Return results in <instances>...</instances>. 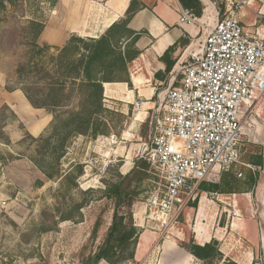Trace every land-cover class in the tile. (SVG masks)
Instances as JSON below:
<instances>
[{
    "label": "rangeland",
    "instance_id": "1",
    "mask_svg": "<svg viewBox=\"0 0 264 264\" xmlns=\"http://www.w3.org/2000/svg\"><path fill=\"white\" fill-rule=\"evenodd\" d=\"M218 5L221 9L222 5ZM46 16L47 3L42 0H4L3 6H0V134L3 133L10 141L6 145L4 138H0V264H79L84 249V255H87L103 241L111 221L113 206L104 197L103 189L117 174L123 176L127 173L121 171L129 167L124 164L126 158L130 159L132 168L133 160L143 155L147 144L140 137L141 126L132 125L135 110L143 105L141 100H136L142 103L137 108L134 106L136 101L128 108L120 103H107L104 107L109 112L102 114L100 119L106 124L108 133L99 135L95 140L89 135L72 137L66 153L58 162L52 159L56 138L52 139L50 146L44 142L51 134L50 128L41 135L43 140L36 137L34 141L26 135L24 127L20 128L22 124L2 107L3 98L20 89L25 90L35 103L42 104L47 98V86L58 87L63 81L59 50L49 47L38 55L30 46L34 33L29 22H44ZM18 65H25L26 72L21 77L16 74ZM78 100L77 92L68 82L67 90L62 94L64 107L54 108L53 111L64 114L76 110ZM256 122L264 125V94L243 124L239 144L241 162L259 151L257 144H253V138L245 136V129L251 130ZM51 165L59 170L60 175L47 180L42 172L49 173ZM242 166L237 165L230 172L239 183L246 178ZM79 167L81 174L77 173ZM154 172L152 170L150 177ZM67 173L77 187L73 188L63 180ZM238 173L241 177L237 176ZM39 182L41 187H38ZM157 185V181L150 178L140 186L138 200L132 207V215H136V223L133 217L134 224H139L144 201ZM238 191H246V187L241 185ZM211 194L197 192L167 237L178 242L191 238L195 240L193 230L200 225L195 213L199 204L212 205V212L207 213L206 221L207 234L212 240L215 239L213 236L220 238L224 230L219 229L227 222L230 227L232 218L235 223L241 218L240 213L238 217L233 215L235 210L226 205L228 201L224 195ZM79 205L81 208H77ZM98 219L101 224L97 238L91 241V231ZM151 226L146 222L142 229L135 226V243L123 254L127 258L133 253V258L118 264H161L160 244L166 236L161 238ZM146 236L149 237L146 239ZM234 237L236 241V233ZM145 240L146 243H153L152 246L148 250L149 247L139 248L136 254L138 244ZM255 254L257 256L250 264L255 261L264 264V257ZM99 264L108 263L102 261ZM221 264L235 263L226 259Z\"/></svg>",
    "mask_w": 264,
    "mask_h": 264
},
{
    "label": "built area",
    "instance_id": "2",
    "mask_svg": "<svg viewBox=\"0 0 264 264\" xmlns=\"http://www.w3.org/2000/svg\"><path fill=\"white\" fill-rule=\"evenodd\" d=\"M221 3L223 12L207 1L201 17L179 9V25L204 28L205 36L167 84H158L151 100L153 125L143 155L163 189L154 187L144 201L142 224L134 226L150 223L161 238H167L200 183H217L220 173L237 165L258 170L241 163L239 144L243 124L264 94V37L240 23L242 1Z\"/></svg>",
    "mask_w": 264,
    "mask_h": 264
},
{
    "label": "crops",
    "instance_id": "3",
    "mask_svg": "<svg viewBox=\"0 0 264 264\" xmlns=\"http://www.w3.org/2000/svg\"><path fill=\"white\" fill-rule=\"evenodd\" d=\"M130 1L57 0L53 6L47 4V18L44 22L41 21L44 29L38 38V44H46L50 48L59 50L72 35L96 39L114 22L125 18ZM137 1L139 9L132 16L127 27L134 32L141 33L135 43L139 56L128 64L127 80L103 84V102L104 106L114 102L128 108L136 100H141L143 105L140 109L135 110L132 120L133 123L134 118L142 111L141 121L134 123L141 126L148 112L151 111V100L155 88L162 82L156 78L155 74L163 73L165 70V64L160 60L164 52L177 44L170 58L177 63L183 62L189 50L200 47L206 30L198 26L179 25V9L182 6L178 0ZM240 1L243 2L239 10L240 23L264 37V0ZM208 18L209 23L215 21L211 17L210 11ZM179 41H184V44H179ZM3 99L15 115V121L21 123L26 132L34 139L40 137L50 128L53 120L52 115L44 109L33 108L20 90L10 92ZM245 134L247 138H253V144H257L258 153L263 159V166L257 167L259 176L250 190L239 194H224V199L228 201L226 205L237 211L238 214L240 213L241 218L236 219V223L232 218L230 227L227 222L220 228L219 230H224L220 238L213 236L214 240L218 242L219 251L223 256L221 262L228 259L235 264H250L255 253L264 257V125L256 122L251 130L245 129ZM251 155H255V153ZM127 163H130L127 170L121 169L125 173L131 169L129 158H126L124 162L126 165ZM209 195L212 194L209 193ZM210 204L202 206L199 204L195 210L200 225L195 227L193 232L194 239L199 245H204L212 240V237L207 234L206 223L207 213L212 212ZM135 216L133 213L136 223ZM208 223L210 225L209 220ZM140 224H142V218L137 226ZM234 233H236V241ZM148 237L146 236V239ZM152 244L146 243V240L140 242L136 254L139 248L149 247L148 250ZM159 257L161 264H202L180 248L178 241L173 240L170 236L161 242Z\"/></svg>",
    "mask_w": 264,
    "mask_h": 264
},
{
    "label": "trees",
    "instance_id": "4",
    "mask_svg": "<svg viewBox=\"0 0 264 264\" xmlns=\"http://www.w3.org/2000/svg\"><path fill=\"white\" fill-rule=\"evenodd\" d=\"M42 1L49 6H53L57 0ZM207 1L214 2L217 5L221 4L220 10L221 12L223 11V3H220L222 0H178L183 8L190 10L196 17H201ZM3 2L4 0H1L0 6H3ZM138 9V1L131 0L125 12V18L114 22L96 39H84L75 35L70 36L68 42L59 49L58 55L60 68L64 70L62 74L63 81L59 83L58 87L47 86V98L42 104L35 103L25 90L20 89L33 108L44 109L53 117L50 126L51 134L44 139V142L47 146H50L52 139L56 138V145L52 147V159L54 162H58L64 156L72 137L89 135L92 140H95L99 135L105 134L107 127L100 119V116L109 111L104 107L103 84L118 82L123 79L127 80V66L139 56L135 43L141 33L134 32L127 27L128 22ZM29 25L34 33L30 46L33 50H36L38 55H42L44 51L49 50L48 45L43 44V46H40L38 44V38L44 29V25L37 20L30 21ZM178 43L184 44V41H179ZM122 44L123 48H120ZM176 46L177 44L164 52L160 60L165 64V70L163 73L155 74L156 78L162 81L163 86L167 84L171 75L180 65V63L170 58ZM25 72V65H18L16 74L21 77ZM68 82L77 92L78 107L76 110L67 111L64 114H56L53 111L54 108L64 107L62 94L67 90ZM2 107L12 118H15V115L6 104L3 103ZM152 125L153 113L150 111L141 124L140 130V137L145 143L149 142ZM22 127L21 125L20 128L22 129ZM26 135L34 141L36 140L28 133ZM1 137L4 138L6 145L10 144L7 136L1 133ZM39 140H43L41 136ZM144 157L143 155L134 159L133 166L129 172L123 176L117 174L114 180L106 184L103 189V195L112 202L113 206L109 227L103 241L94 251H89L87 255H84L85 249L82 251L79 264H99L102 261L108 264H118L122 260L133 258V253H130L127 258L123 257V254L134 245L137 238V230L133 223L132 207L138 200L140 186L144 181L152 178L163 189V183L155 172L152 173L153 177H150L153 169ZM241 163L260 168L263 166V159L261 154L255 153V155H249L245 162ZM78 169L77 173L81 174L80 167ZM241 170L246 171V178L243 183H239L236 177L230 174L231 171L224 172L220 175L217 183H200L198 192L223 195L239 194L244 192L238 191L241 185L245 186L246 190H250L255 185L259 173L243 166ZM42 173L47 180H52L60 175L59 170L55 167L53 168V166L49 173L44 171ZM63 180L71 187H77L69 173L63 176ZM41 186L42 184L39 182L38 187ZM77 208H81V205ZM100 224L101 220L98 219L91 231V241L96 240ZM178 246L202 264H220L223 259L219 251L218 242L214 239L209 243L199 245L191 238L188 241L178 242Z\"/></svg>",
    "mask_w": 264,
    "mask_h": 264
},
{
    "label": "bare ground",
    "instance_id": "5",
    "mask_svg": "<svg viewBox=\"0 0 264 264\" xmlns=\"http://www.w3.org/2000/svg\"><path fill=\"white\" fill-rule=\"evenodd\" d=\"M208 8H209V7H208ZM207 10H208V9H206V12H207ZM142 117H143V113H142V111H141V112H139V114L134 118L133 125H134V123H137V122L141 121ZM127 166H130V163H129V164L127 163ZM125 170H127V169H125Z\"/></svg>",
    "mask_w": 264,
    "mask_h": 264
}]
</instances>
